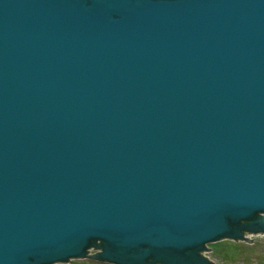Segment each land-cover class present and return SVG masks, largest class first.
<instances>
[{
    "label": "water",
    "instance_id": "obj_1",
    "mask_svg": "<svg viewBox=\"0 0 264 264\" xmlns=\"http://www.w3.org/2000/svg\"><path fill=\"white\" fill-rule=\"evenodd\" d=\"M263 231L264 0H0V264Z\"/></svg>",
    "mask_w": 264,
    "mask_h": 264
},
{
    "label": "rangeland",
    "instance_id": "obj_2",
    "mask_svg": "<svg viewBox=\"0 0 264 264\" xmlns=\"http://www.w3.org/2000/svg\"><path fill=\"white\" fill-rule=\"evenodd\" d=\"M245 236L252 238L251 242L245 239L219 238L207 242L209 250L201 251L212 260L213 264H264V231L262 233L246 232ZM99 247L88 248V253H94ZM50 264H115L111 261L85 256L70 258L67 261H57Z\"/></svg>",
    "mask_w": 264,
    "mask_h": 264
}]
</instances>
